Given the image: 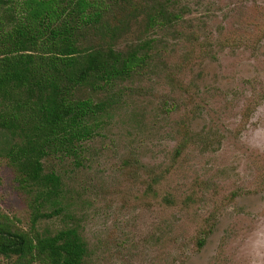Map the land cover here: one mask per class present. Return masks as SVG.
Returning <instances> with one entry per match:
<instances>
[{
	"label": "rangeland",
	"instance_id": "rangeland-1",
	"mask_svg": "<svg viewBox=\"0 0 264 264\" xmlns=\"http://www.w3.org/2000/svg\"><path fill=\"white\" fill-rule=\"evenodd\" d=\"M171 2L170 29L131 19L155 56L82 164L46 162L63 207L37 230L78 228L83 264H264V0ZM27 191L0 157V210L24 229Z\"/></svg>",
	"mask_w": 264,
	"mask_h": 264
},
{
	"label": "trees",
	"instance_id": "trees-1",
	"mask_svg": "<svg viewBox=\"0 0 264 264\" xmlns=\"http://www.w3.org/2000/svg\"><path fill=\"white\" fill-rule=\"evenodd\" d=\"M173 6L171 0H0V157L34 194L28 229L0 210V256L9 264H83L87 247L78 228L37 230L63 207V177L46 162L82 164L121 86L155 56L156 40H127L131 19L144 15L145 31L170 29L181 17Z\"/></svg>",
	"mask_w": 264,
	"mask_h": 264
}]
</instances>
